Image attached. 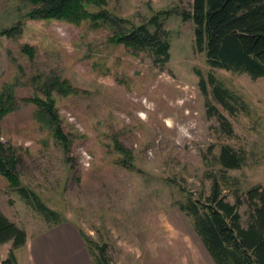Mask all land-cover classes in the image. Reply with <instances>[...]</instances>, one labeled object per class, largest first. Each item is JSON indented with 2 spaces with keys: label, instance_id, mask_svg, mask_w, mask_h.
Segmentation results:
<instances>
[{
  "label": "rangeland",
  "instance_id": "374dc122",
  "mask_svg": "<svg viewBox=\"0 0 264 264\" xmlns=\"http://www.w3.org/2000/svg\"><path fill=\"white\" fill-rule=\"evenodd\" d=\"M193 2H107L109 13L134 24L160 15L171 41V59L161 71L147 55L108 44L109 27L32 21L26 0H0V90L14 89L20 101L0 122L2 142L19 157L23 185L68 221L50 225L0 178V210L29 238L16 252L20 264H51L42 250L57 239L79 256L77 264H94L81 232L108 245L109 264H214L177 204L188 195L209 196V178L221 169L217 157L225 144L246 159L241 170L228 173L238 186L224 187L226 200L235 204L237 188L245 199L249 189L264 185V79L208 65L196 50L194 23L187 18ZM13 27L18 33L1 34ZM25 46L34 49L33 58L23 52ZM210 74L244 102L235 114L213 102L232 124V137L208 114L200 81ZM53 75L88 93L56 94L72 141L68 155L36 121V107L21 102L37 92L34 77ZM115 141L131 152V168L121 164L127 157ZM239 212L246 227L248 207ZM10 248H0V259Z\"/></svg>",
  "mask_w": 264,
  "mask_h": 264
},
{
  "label": "trees",
  "instance_id": "16d2710c",
  "mask_svg": "<svg viewBox=\"0 0 264 264\" xmlns=\"http://www.w3.org/2000/svg\"><path fill=\"white\" fill-rule=\"evenodd\" d=\"M26 1L32 8L26 17L32 21H58L75 26L93 23L95 29L109 27L111 33L107 38L108 44L121 46L132 55H147L161 71L170 62V36L160 21V15L149 22L134 24L109 13L105 9L108 0ZM94 7L97 8L95 12L92 11ZM187 18L194 23L196 50L205 54L211 68L246 74L252 80L264 79V0H194L191 15ZM16 33L18 27L2 31L1 34L11 37ZM23 52L34 57L32 47L25 46ZM32 83L37 92L32 98L21 102L36 107V121L48 130L52 139L68 155L72 141L65 132L56 94L68 98L88 93L76 89L70 81L57 75L44 79L36 76ZM200 88L206 99L209 116L217 117L222 133L232 137V124L213 106V102L231 114H235L237 106H243L244 102L212 74L208 80L201 77ZM19 104L14 89L0 90V122L16 112ZM115 144L117 150L127 157L121 164L131 168V152L117 141ZM217 162L221 169L209 178L212 180L209 196L202 194L196 198L188 195L177 206L190 220L214 264H264V185L249 189L245 199L238 194L240 189L237 188L236 202L231 204L223 194L224 187L230 182L238 186V181L228 173L241 170L246 159L225 144L221 146ZM18 164L19 157L14 148L2 142L0 129V178H4L10 189L50 225L68 222L59 212L50 209L34 190L23 185ZM243 205L248 207L246 227L242 225L239 212ZM81 234L89 255L94 258V264H109L106 259L108 245L100 246L91 236ZM28 240L27 232L0 210V248L11 244L7 257L0 259V264H19L16 252L25 249Z\"/></svg>",
  "mask_w": 264,
  "mask_h": 264
},
{
  "label": "crops",
  "instance_id": "0c3cea01",
  "mask_svg": "<svg viewBox=\"0 0 264 264\" xmlns=\"http://www.w3.org/2000/svg\"><path fill=\"white\" fill-rule=\"evenodd\" d=\"M76 245V243H74ZM42 258L51 261V264H77V258L72 252V249L65 245L61 239H57L51 249L44 248ZM81 259V257H80ZM47 260V261H48ZM19 261V260H18ZM81 263V261L79 260ZM20 264V263H19ZM79 264V263H78Z\"/></svg>",
  "mask_w": 264,
  "mask_h": 264
}]
</instances>
